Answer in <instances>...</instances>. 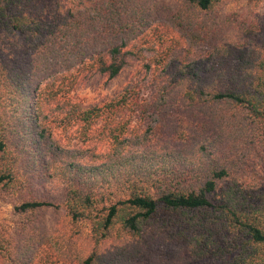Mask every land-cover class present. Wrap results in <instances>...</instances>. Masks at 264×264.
<instances>
[{"label": "trees", "instance_id": "1", "mask_svg": "<svg viewBox=\"0 0 264 264\" xmlns=\"http://www.w3.org/2000/svg\"><path fill=\"white\" fill-rule=\"evenodd\" d=\"M122 1H96L54 33L41 18L46 0H0V43L6 36L30 46L24 64L8 73L0 68V185L15 182L26 155L34 171L64 183L67 216L90 224L95 250L108 239L159 230L188 248L190 264H264V21L247 20L239 42L228 40L176 71L166 66L160 78L151 71L118 95L85 105L73 92L88 76L112 80L128 57L144 59L137 21L112 16ZM187 1L203 12L221 2ZM248 2L251 15L260 16V0ZM77 24L80 30H68ZM52 43L64 47L56 53L65 66L40 57ZM214 104L243 113L245 122H237L242 139L233 134L232 140L237 112L200 115V108ZM177 108L184 115L175 124L176 147L149 145L162 132L158 117ZM197 108L199 116L192 115ZM74 125L81 126L86 147L65 149L55 131L68 136ZM214 125L225 137L206 134L210 157L203 156L207 148L192 155L189 143ZM236 142L249 156L238 158ZM49 207L59 205L30 199L16 209ZM4 250L0 238V254ZM98 261L94 251L79 264Z\"/></svg>", "mask_w": 264, "mask_h": 264}, {"label": "rangeland", "instance_id": "2", "mask_svg": "<svg viewBox=\"0 0 264 264\" xmlns=\"http://www.w3.org/2000/svg\"><path fill=\"white\" fill-rule=\"evenodd\" d=\"M96 1L102 3V0H92L91 3L87 0H46V11L41 18L51 23L52 29L48 30L54 32L61 26L66 28V24L71 26L72 14L78 15L79 10L84 12L85 8L94 6ZM259 4L257 14L260 16H252L253 5L248 0H221L208 12L200 11L187 0H127L116 3L112 8L113 11L115 9L112 16H130L127 19L136 20L140 26L143 37L140 47L143 48L144 59L128 57L123 72L112 80L101 74L88 76L73 92V97L85 105L101 103L118 95L127 84L147 80L151 71L160 78L166 66L176 71L177 65L195 60L210 49L215 51L216 47L228 40L239 42L243 39L242 25L247 20L264 21V0H260ZM135 12H138L139 19L131 17L136 16ZM72 27L68 29L71 32L75 28L80 30L78 24ZM47 49L49 53L43 52L40 57L50 58L43 62L48 65H66L64 58L58 61L59 55L56 53L64 49L61 44H49ZM28 50L30 46L25 40L4 36L0 43V68L4 73L12 72L16 65L24 64ZM200 109V115L205 118L210 116V112H237L234 118L238 119L231 129L232 140L236 141L234 136L243 138L244 129L237 123L245 122L242 112L215 104ZM198 111V108L197 111L193 109L192 115L199 116ZM182 115L184 111L178 108L169 109L160 115L158 118L162 132L149 145L176 147L173 140L175 124ZM149 119L152 122L158 120ZM196 119L193 116L192 120ZM80 129V125L69 127L68 136L57 129L54 138L65 149L79 150L86 147L80 138ZM221 132L214 125L209 130L204 129L201 139L196 134L193 142L189 143L193 149L192 155H197L195 149L209 146L206 134L217 139L225 137ZM237 148L240 150L238 158L240 155L249 156L239 143ZM209 155L207 148L203 156L208 158ZM251 165L247 164L245 170L249 172ZM16 167L15 182L0 185V238L5 246L4 252L0 254V264H79L81 259L94 251L99 256L97 264H190L188 248L173 242L159 230H149L141 237L108 239L95 250L90 224L86 221L73 223L67 216L63 205L64 183L34 171L33 163L26 155ZM30 199L50 201L59 205V208L19 213L16 208Z\"/></svg>", "mask_w": 264, "mask_h": 264}]
</instances>
